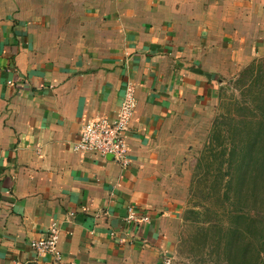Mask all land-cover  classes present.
<instances>
[{
    "label": "crops",
    "instance_id": "1",
    "mask_svg": "<svg viewBox=\"0 0 264 264\" xmlns=\"http://www.w3.org/2000/svg\"><path fill=\"white\" fill-rule=\"evenodd\" d=\"M263 54L264 0H0V264L173 259L189 127ZM129 84L126 161L75 149ZM54 222L60 259L30 244Z\"/></svg>",
    "mask_w": 264,
    "mask_h": 264
},
{
    "label": "rangeland",
    "instance_id": "2",
    "mask_svg": "<svg viewBox=\"0 0 264 264\" xmlns=\"http://www.w3.org/2000/svg\"><path fill=\"white\" fill-rule=\"evenodd\" d=\"M261 59H264V54L255 60ZM262 74L260 80L263 83L264 73ZM238 77L239 75L221 89L218 103L211 109V119L189 127L192 136L188 139L187 157L185 156V161L182 162L185 166L179 169L182 173L180 183H173L184 203L182 230L171 264H215L220 256H224L220 242L227 235L224 229L232 221L231 212H240L245 206L247 209L258 208L261 206V200H264V192H261L255 201L256 196L247 192V188V198L242 196L239 203L237 200L228 199L230 195L225 191V180L218 170L221 147H216L215 152L208 151L207 144L216 119L227 122L230 114L247 112L245 109H238L239 105L257 101V87L254 86L245 97L242 91L248 88L251 82L242 89L236 84ZM221 126L225 127V123H221ZM214 140L219 143L222 138L218 136ZM180 189L183 191L180 192ZM233 224L237 225L236 222ZM248 224L240 225L245 234H248Z\"/></svg>",
    "mask_w": 264,
    "mask_h": 264
},
{
    "label": "trees",
    "instance_id": "3",
    "mask_svg": "<svg viewBox=\"0 0 264 264\" xmlns=\"http://www.w3.org/2000/svg\"><path fill=\"white\" fill-rule=\"evenodd\" d=\"M262 73L264 59L254 60L240 72L236 84L244 88L251 82L242 94L246 97L255 86L257 101L239 105L238 109L242 108L247 112L230 114L227 122L216 119L207 144L208 151L212 152L216 151V147H221L218 170L225 180V191L230 195L228 199L237 200L238 203L242 196L247 198L246 188L247 192L256 196L255 201L258 195L264 192V82L260 80ZM221 123H225V127H222ZM218 136L222 141L215 143L214 139ZM199 165L198 162L197 166ZM247 208L245 206L240 212H231L232 221L224 229L227 235L220 242L224 256H220L215 264H264V200H261V206L258 208ZM246 223H249L248 234L240 227Z\"/></svg>",
    "mask_w": 264,
    "mask_h": 264
},
{
    "label": "built area",
    "instance_id": "4",
    "mask_svg": "<svg viewBox=\"0 0 264 264\" xmlns=\"http://www.w3.org/2000/svg\"><path fill=\"white\" fill-rule=\"evenodd\" d=\"M136 105L134 88L132 84H129L116 116L100 117L86 122L81 130L79 140L74 143V148L92 151L103 156H111L119 162L126 161L128 153L127 133ZM126 221L139 226L149 222L150 217L148 214L140 213L135 206H130ZM59 240L60 227L54 222L46 236L34 239L30 244L38 254H51L60 259ZM171 263V257L165 259V264ZM13 264H25V262L20 260L15 261Z\"/></svg>",
    "mask_w": 264,
    "mask_h": 264
}]
</instances>
